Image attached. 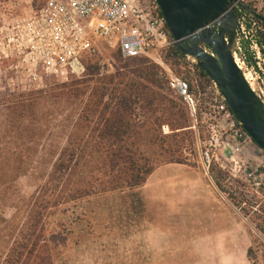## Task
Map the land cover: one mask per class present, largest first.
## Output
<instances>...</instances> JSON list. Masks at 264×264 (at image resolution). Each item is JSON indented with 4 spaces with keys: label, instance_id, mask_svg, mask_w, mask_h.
Masks as SVG:
<instances>
[{
    "label": "rangeland",
    "instance_id": "rangeland-1",
    "mask_svg": "<svg viewBox=\"0 0 264 264\" xmlns=\"http://www.w3.org/2000/svg\"><path fill=\"white\" fill-rule=\"evenodd\" d=\"M47 1L0 0V110L1 102H10L11 106L12 100L20 99L19 95L24 92L33 93L32 97H27L28 103L35 102V108L29 107L30 111L25 112L28 116L21 134L18 136L12 130L2 140L9 153V165L3 175L0 173V264H19L16 251H21L20 245L28 243L30 227L35 225L44 226L45 232L59 231L67 238L66 244L54 251V264H185L195 258L194 239L209 232L216 221L227 219L242 224L252 242L250 258L256 264H264V234L251 221L258 204L250 207L245 216L205 173L200 152L208 133L202 115L197 119L200 138L193 120L197 140L189 154L191 164L174 168L160 165L137 188L67 200L68 189L84 186L83 180L90 178L95 167L96 159L90 149L78 163L69 156L65 171L56 162L91 86L86 85L82 96L65 94L60 86L70 83L72 77L63 80L46 73L41 65L24 61L17 43L8 42L11 27L32 17ZM96 43L95 52L81 55L82 62L94 59L102 73L134 77V70L138 69L136 60L122 58L102 41ZM189 69L192 72L190 66ZM257 80L264 94V87ZM43 89L45 92H33ZM36 116L44 132L39 138L33 136L34 127L29 124ZM162 126L168 127L167 124ZM162 126V133H171L169 127L164 132ZM138 133H132L134 144H148L150 133L145 128ZM177 139L186 146V136L179 135ZM85 141L91 148L94 136H87ZM72 142L76 144L74 137ZM261 151L253 144L242 151L229 152L227 146L221 144L211 165L222 167L228 175L226 182L232 183L234 179L245 183L242 171L234 173V177L229 172L234 166L232 159L241 167L249 168L259 163L255 159L262 161ZM263 191L264 185L257 192L251 187L246 192L255 194L263 202ZM12 248L15 253L7 262Z\"/></svg>",
    "mask_w": 264,
    "mask_h": 264
},
{
    "label": "trees",
    "instance_id": "trees-1",
    "mask_svg": "<svg viewBox=\"0 0 264 264\" xmlns=\"http://www.w3.org/2000/svg\"><path fill=\"white\" fill-rule=\"evenodd\" d=\"M168 34L172 43L164 52L165 61L175 74L188 80L191 91L197 93L198 89L204 90L211 83L210 78L197 65H194L195 72L190 71L189 60L175 47L169 31ZM262 40L264 42V34ZM115 50L124 58L118 49ZM125 59H134L138 62V69L134 70L132 79L129 74L102 73L98 61L89 59L83 60L85 64L83 77H72L70 83L64 82L60 86L64 88L65 94L69 93L75 97L85 94L86 85L91 86L88 99L78 113L77 123L71 130L67 142L60 149L56 161L60 169L65 171L68 167L66 165L68 157L78 163L77 160L86 154L87 149H90L96 159L90 178L83 180L84 186L76 185L68 189L69 201L97 193L137 188L143 185L153 170L160 165L191 164L189 154L196 145L197 133L192 128L193 119L186 104L168 88L164 72L158 65L142 57ZM196 77L197 81H195ZM45 78L47 81L48 78ZM33 92L38 94L45 92V89ZM32 94L21 93L20 99L12 100L11 106H9L10 102H1L0 173L2 175L9 165L7 163L9 153L2 145V140L7 138L12 130L18 136L21 134V127L26 124L25 118L28 116L25 114L26 110L29 107L35 108V102L28 103L27 97ZM199 115L201 113L198 110L197 119ZM29 124L34 127L33 136L39 138L43 135L42 122L38 116ZM164 124L168 125L171 133H162L160 128ZM196 127L200 138L199 123H196ZM142 128L150 133L148 144L143 146L134 144L136 140L132 136V133L134 135ZM90 135L94 136V143L88 148L91 145H87L84 139ZM179 135L186 136V146L178 141ZM73 137L76 144L72 142ZM209 176L215 186L228 195L233 205L240 208L245 216L250 212V207L258 204L251 221L259 232L264 234V201L262 202L255 194L245 192L247 189L245 183L234 179H232L234 185L230 181L226 182L227 173L215 163H212L209 169ZM30 228L32 231L28 243L20 245L22 250L16 251L19 254L16 260L19 264H54V251L66 244V236L54 230L45 232L44 226L38 228L35 225ZM251 250V248L248 250V255H251ZM14 253L15 250L12 248L7 262L11 261ZM252 262L256 264L253 260Z\"/></svg>",
    "mask_w": 264,
    "mask_h": 264
},
{
    "label": "built area",
    "instance_id": "built-area-1",
    "mask_svg": "<svg viewBox=\"0 0 264 264\" xmlns=\"http://www.w3.org/2000/svg\"><path fill=\"white\" fill-rule=\"evenodd\" d=\"M242 1L264 17V10L261 11L264 0ZM244 19L239 17V24L242 25ZM10 33L8 42L17 43L24 61L41 65L46 73L63 80L84 76L81 55L95 52L97 40L108 48L118 49L124 58L142 57L158 65L164 72L168 88L182 98L195 125L198 110L204 118L208 138L200 155L207 174L221 144H225L229 152L242 151L255 144L234 118L212 81L204 90L198 89L194 93L188 80L175 74L165 61L164 52L172 40L156 0H48L32 17L13 25ZM251 48L254 60H257L254 64L241 51L238 38V56L260 79L257 66H260L259 58L264 48L255 40ZM194 65L189 60L193 72ZM162 129L166 132L168 127L162 126ZM261 158L262 161L255 159L259 163L249 168L241 167L238 161L232 159L234 166L229 172L234 177V173L242 171L247 188L257 192L264 185L263 151Z\"/></svg>",
    "mask_w": 264,
    "mask_h": 264
},
{
    "label": "water",
    "instance_id": "water-1",
    "mask_svg": "<svg viewBox=\"0 0 264 264\" xmlns=\"http://www.w3.org/2000/svg\"><path fill=\"white\" fill-rule=\"evenodd\" d=\"M156 2L175 47L207 74L234 118L264 151V94L257 76L236 51V7L256 13L242 0Z\"/></svg>",
    "mask_w": 264,
    "mask_h": 264
},
{
    "label": "crops",
    "instance_id": "crops-1",
    "mask_svg": "<svg viewBox=\"0 0 264 264\" xmlns=\"http://www.w3.org/2000/svg\"><path fill=\"white\" fill-rule=\"evenodd\" d=\"M176 165L183 164H164L166 168ZM251 246V238L240 222L229 219L216 221L209 232L194 239L195 258L185 264H253L248 255Z\"/></svg>",
    "mask_w": 264,
    "mask_h": 264
},
{
    "label": "flooded vegetation",
    "instance_id": "flooded-vegetation-1",
    "mask_svg": "<svg viewBox=\"0 0 264 264\" xmlns=\"http://www.w3.org/2000/svg\"><path fill=\"white\" fill-rule=\"evenodd\" d=\"M243 11V10H242ZM239 11L236 9V12L240 18H245L242 21V25H238V38H239V46L241 51H243L248 59L252 61L251 63L254 64L257 60H254L253 51L251 48V43L254 40L264 48V42L262 40V36L264 34V25L261 18H264L256 13L257 16L251 15L249 13H245V11ZM261 21V22H259ZM242 26V27H241ZM264 49H262L259 61L260 66H257V72L260 75V84L264 87ZM254 62V63H253Z\"/></svg>",
    "mask_w": 264,
    "mask_h": 264
}]
</instances>
